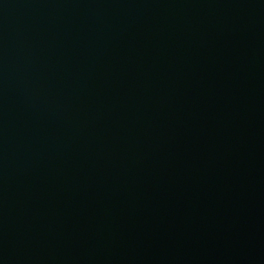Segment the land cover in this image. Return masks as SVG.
Instances as JSON below:
<instances>
[{
    "label": "water",
    "instance_id": "obj_1",
    "mask_svg": "<svg viewBox=\"0 0 264 264\" xmlns=\"http://www.w3.org/2000/svg\"><path fill=\"white\" fill-rule=\"evenodd\" d=\"M0 264H264V0H0Z\"/></svg>",
    "mask_w": 264,
    "mask_h": 264
}]
</instances>
